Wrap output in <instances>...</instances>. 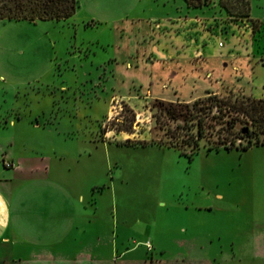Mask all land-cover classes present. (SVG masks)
Segmentation results:
<instances>
[{
    "label": "rangeland",
    "instance_id": "rangeland-1",
    "mask_svg": "<svg viewBox=\"0 0 264 264\" xmlns=\"http://www.w3.org/2000/svg\"><path fill=\"white\" fill-rule=\"evenodd\" d=\"M81 1L65 19L0 20V178L10 176L6 152L66 151L60 163L81 185L93 230L107 232L102 250L110 256L134 239L144 255L164 249L167 257L212 264H264L254 251L255 234L264 232V145L207 150L199 140L190 154L186 144L187 153L122 144L168 140L150 110L155 98L264 97V0ZM88 12L144 19L141 30H148L94 23ZM170 16L190 21L174 30L177 44L167 38L170 26L160 24ZM211 36L222 55L202 74L192 52L182 63H156L150 47L196 51ZM173 67L182 78L168 77Z\"/></svg>",
    "mask_w": 264,
    "mask_h": 264
},
{
    "label": "crops",
    "instance_id": "crops-1",
    "mask_svg": "<svg viewBox=\"0 0 264 264\" xmlns=\"http://www.w3.org/2000/svg\"><path fill=\"white\" fill-rule=\"evenodd\" d=\"M81 5L83 6L84 2L80 0L79 6ZM112 14L98 16L93 12L87 13L94 23L104 21L112 23L115 27L126 25L124 22H127L131 30L137 28L141 35L148 30H141L147 23H144V19L133 21L128 17L111 16ZM178 16L168 17L166 19L168 24L160 22L162 25L170 26L167 38L171 35L172 43L176 44L179 39L174 30L177 26L190 22L189 19L178 21ZM175 20L177 22H174ZM148 24H151L150 20ZM199 35L202 37L203 33ZM138 39L133 45H126L129 50L126 56L130 57L131 51L136 50ZM159 39L162 42L166 40L161 37ZM150 47L156 63L164 58H170L171 64L178 61L182 63L192 52L191 55L195 54L200 59V74L207 68L211 69L222 55L217 46V39L213 36L208 38L205 44L200 39L196 51L189 49L188 52L186 48L177 50L178 47L175 46L170 51L162 50L159 44ZM177 69L171 68L168 77L182 78ZM150 78L155 77L149 74L148 81ZM168 99L173 101L172 98ZM58 151L51 148L50 152L44 154L25 155L21 152L18 156L12 152L5 153L11 159V165L7 167L10 176L0 178V264H212L206 259L189 258L188 255L167 257L164 249L159 250L158 256L152 251L144 255L138 251L139 244L134 239L131 243L123 244L120 249L113 250L111 256L103 252L102 247L108 245V234L99 228L94 231L90 220L86 219L85 216L88 214L85 211L87 209V205L84 204L85 196L82 191L77 194L78 186L81 185L66 174L60 163L64 158L59 155H68L67 152ZM78 156L80 155L74 158L76 161H79ZM66 169L69 172L71 168L68 166ZM263 240L264 232L255 234V256L261 260H264ZM147 242L149 241L146 240L145 244Z\"/></svg>",
    "mask_w": 264,
    "mask_h": 264
},
{
    "label": "trees",
    "instance_id": "trees-1",
    "mask_svg": "<svg viewBox=\"0 0 264 264\" xmlns=\"http://www.w3.org/2000/svg\"><path fill=\"white\" fill-rule=\"evenodd\" d=\"M76 6L77 0H0V20L65 19L74 14ZM150 110L156 123L166 127L168 140L127 138L122 144H165L187 153L182 148L186 144L190 154L199 149V140L206 141L207 150L264 145V97L208 92L189 102L155 98ZM167 121L176 124L169 127Z\"/></svg>",
    "mask_w": 264,
    "mask_h": 264
},
{
    "label": "built area",
    "instance_id": "built-area-1",
    "mask_svg": "<svg viewBox=\"0 0 264 264\" xmlns=\"http://www.w3.org/2000/svg\"><path fill=\"white\" fill-rule=\"evenodd\" d=\"M5 164H6L7 166L11 165V164H10V163H8V162H7V163H5Z\"/></svg>",
    "mask_w": 264,
    "mask_h": 264
}]
</instances>
